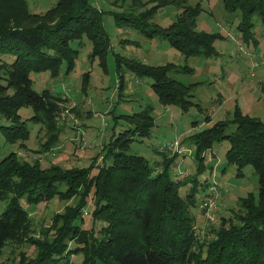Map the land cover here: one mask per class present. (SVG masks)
<instances>
[{
    "label": "trees",
    "instance_id": "1",
    "mask_svg": "<svg viewBox=\"0 0 264 264\" xmlns=\"http://www.w3.org/2000/svg\"><path fill=\"white\" fill-rule=\"evenodd\" d=\"M136 1L140 2L133 0V4ZM148 3L153 6L143 12L116 14L117 25L138 30L148 39L167 41L186 58L218 55L215 41L223 36L196 30L200 4L148 0L140 6ZM223 3L227 12L241 14L238 30L242 41L257 44L254 16L264 25V0ZM167 6L181 10L176 20L168 27L153 23L157 11ZM104 14L90 0H59L43 14L32 13L27 0H0V56L13 58V62L0 63V115L10 123L0 127L6 143L25 147L30 140L31 131L19 114L30 106L35 112L30 120L45 125L49 134L42 150L49 152L56 146L57 119L67 100L51 90L36 92L30 75L50 71L56 78L64 63L70 73L78 56L72 43L84 36L93 44V56L104 61L110 47ZM118 61L138 77L152 78L151 87L163 105L178 106L183 112L195 105L196 85L171 76L180 68L178 65L154 67L138 61ZM182 71L193 70L184 67ZM126 119L132 128L109 144L103 163L109 159L111 164L99 167L96 174L92 173L99 156L85 168L57 164L43 168L40 160L30 163L16 152L0 160V261L9 245H30L35 247V256L21 253L19 263L11 264H71L74 255L83 257L82 264H264V122L236 108L232 120L219 121L189 137L196 148L199 172L206 168L205 153L215 143L228 141V165L237 167L238 177L251 165L259 184L257 194L249 193L238 200L241 213L222 218L213 238L200 239L191 214L197 204V179L174 181L169 176L171 163L182 151L180 144L175 151L168 146L158 150L164 156V168L156 173L144 157L127 153L136 135L150 136L155 122L152 112L146 109ZM231 125L236 129L228 133ZM189 184L194 186L182 197L180 189ZM89 198L94 209L92 228L86 229L83 216ZM54 199L73 201V205L56 213L51 225L37 232L24 204L33 207ZM96 223L103 226L96 230Z\"/></svg>",
    "mask_w": 264,
    "mask_h": 264
},
{
    "label": "rangeland",
    "instance_id": "2",
    "mask_svg": "<svg viewBox=\"0 0 264 264\" xmlns=\"http://www.w3.org/2000/svg\"><path fill=\"white\" fill-rule=\"evenodd\" d=\"M58 1L27 0L30 11L35 14L47 12ZM147 1L140 0L133 4V0H126L125 4H114L113 0H90L92 5L105 12L103 26L110 47L104 61L93 56V44L84 36L82 40L72 43L78 56L70 73H67L64 63L56 78L52 77L50 71L32 72L30 75L32 88L36 92L51 90L53 94L67 100L63 102L64 109L57 119L58 143L49 152L42 150L49 139L47 128L41 123L32 122L30 119L35 115L33 108L24 107L19 114L27 122L31 138L25 147L20 143L10 145L0 130V160L16 152L22 160L30 163L40 160L43 168L52 164L64 168H85L99 156L92 173L96 174L99 167L111 164L109 159L103 163L109 144L119 134L132 128L126 117L148 109L155 119L150 136L136 135L127 153L144 157L157 173L164 168V156L157 153L158 150L179 142L182 151L171 163L169 176L174 181L188 177L197 179V190L194 191L197 204L191 209V214L199 238L211 239L215 236L213 230L220 227L222 218L230 219L242 212L238 204L240 198L249 193L257 194L258 175L249 165L243 169V176H237V167L228 165L226 160L230 147L228 141L215 143L205 153L206 168L199 172L196 148L189 137L219 121L232 120L236 108L264 122V25L257 15L254 16V32L258 42L245 44L238 30L241 20L239 12H227L223 0H188V5L200 4L202 9L197 18L196 30L220 34L223 38L215 41L217 56L186 58L167 41L148 39L138 30L117 25L116 14L143 12L153 6L151 3L146 7L140 6ZM180 12L173 6L161 8L152 22L168 27ZM118 59L138 61L154 67L170 63L178 65L180 68L175 69L171 76L187 85H196L193 91L195 105L187 112L178 106L163 105L151 87L153 79L138 77L124 62L119 66ZM1 62H13V58L0 56ZM184 67L193 71L184 72ZM9 124L0 115V127ZM235 129L236 126L231 125L228 133ZM193 186L189 184L182 187L180 195L186 197ZM212 187L215 188L212 195L215 201L212 209L216 214L215 222L208 220V210L203 208ZM67 205H73V201L54 199L33 207L24 204L37 232L50 226L52 217L64 212ZM93 209L92 199L89 198L83 216L86 229L92 228ZM94 226L99 230L103 224L96 223ZM21 253L34 257L36 250L30 245H9L0 263H19ZM82 261L81 255L71 258V264H82Z\"/></svg>",
    "mask_w": 264,
    "mask_h": 264
},
{
    "label": "built area",
    "instance_id": "3",
    "mask_svg": "<svg viewBox=\"0 0 264 264\" xmlns=\"http://www.w3.org/2000/svg\"><path fill=\"white\" fill-rule=\"evenodd\" d=\"M178 147H179V142L176 141L175 143H171L167 148L169 150L175 151L178 149ZM214 190H215L214 187L210 188V193L208 194L209 196L207 195L208 197L206 198L205 202L203 203V208L208 210V214H207L208 220L211 222L216 221V214H214L212 212V209L215 206V201H214V198L212 196L214 193Z\"/></svg>",
    "mask_w": 264,
    "mask_h": 264
}]
</instances>
